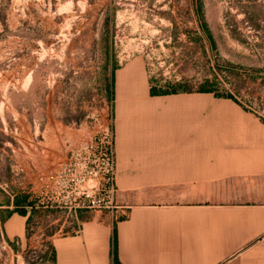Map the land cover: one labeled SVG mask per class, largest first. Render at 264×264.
<instances>
[{
    "label": "rangeland",
    "instance_id": "rangeland-1",
    "mask_svg": "<svg viewBox=\"0 0 264 264\" xmlns=\"http://www.w3.org/2000/svg\"><path fill=\"white\" fill-rule=\"evenodd\" d=\"M131 64L151 89L210 87L264 122V0H0V264H53L54 240L110 205L109 89Z\"/></svg>",
    "mask_w": 264,
    "mask_h": 264
},
{
    "label": "crops",
    "instance_id": "crops-1",
    "mask_svg": "<svg viewBox=\"0 0 264 264\" xmlns=\"http://www.w3.org/2000/svg\"><path fill=\"white\" fill-rule=\"evenodd\" d=\"M114 90L116 209L56 238L53 264H264V122L215 93L152 95L136 64ZM26 227L4 223L10 242Z\"/></svg>",
    "mask_w": 264,
    "mask_h": 264
},
{
    "label": "built area",
    "instance_id": "built-area-1",
    "mask_svg": "<svg viewBox=\"0 0 264 264\" xmlns=\"http://www.w3.org/2000/svg\"><path fill=\"white\" fill-rule=\"evenodd\" d=\"M108 148L107 152L104 154V161H105V169L102 173V177L99 179L100 183L97 186V191H102L107 193L108 199L110 200V205H116V194H117V187H116V172H117V160L116 154L114 150V139L111 137L110 141H108ZM98 175L96 174V177ZM87 199H92L93 194L85 193ZM109 202H106L103 205V210H113L116 209L115 207H110ZM113 208V209H112ZM77 229L73 232L75 233ZM53 262V261H52Z\"/></svg>",
    "mask_w": 264,
    "mask_h": 264
},
{
    "label": "trees",
    "instance_id": "trees-1",
    "mask_svg": "<svg viewBox=\"0 0 264 264\" xmlns=\"http://www.w3.org/2000/svg\"><path fill=\"white\" fill-rule=\"evenodd\" d=\"M114 83H115V71H113L111 84H110V89H109L110 92H111V97H113ZM198 92L215 93V95L220 97V98H228V99L235 100L232 95H226V96L217 95L216 92L210 87H202ZM151 93H152V95H166V94H176V93H178V91L174 90V91H171V92H165V91H161V90L153 87L151 89ZM19 206H20L19 202L17 201V208H19ZM21 215L22 216H27V212L26 211H21ZM115 264H119L117 259H116V254H115Z\"/></svg>",
    "mask_w": 264,
    "mask_h": 264
},
{
    "label": "bare ground",
    "instance_id": "bare-ground-1",
    "mask_svg": "<svg viewBox=\"0 0 264 264\" xmlns=\"http://www.w3.org/2000/svg\"><path fill=\"white\" fill-rule=\"evenodd\" d=\"M123 80H124V78H123Z\"/></svg>",
    "mask_w": 264,
    "mask_h": 264
}]
</instances>
